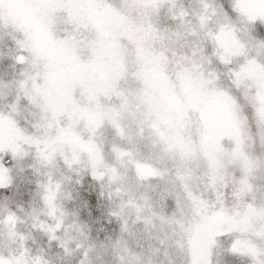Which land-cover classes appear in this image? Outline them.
<instances>
[{
  "label": "snow or ice",
  "instance_id": "6c2138e0",
  "mask_svg": "<svg viewBox=\"0 0 264 264\" xmlns=\"http://www.w3.org/2000/svg\"><path fill=\"white\" fill-rule=\"evenodd\" d=\"M100 6L140 10L145 31L158 39L166 53H183L186 69L231 110L237 124L234 146L244 156L242 168L232 169L230 178L222 182L209 184L203 177L201 198L191 208L192 216L166 221L169 247L176 257L172 264H264V0H193L189 4L183 0H101ZM53 27L71 36L72 47L86 51L88 35L78 25L58 21ZM0 31L13 35L14 46L0 56H6L16 70L10 80L0 79V123L14 125L20 137L18 146L0 143V224L7 229L0 247L7 255H0V264H53L49 256L53 246L64 257L73 255L63 239L65 222L74 218L83 230L87 221L80 220L82 211L89 218L99 213L107 224L115 220L122 233L128 231L127 204L123 196L114 198L112 193L126 195L144 187L146 180L151 183L134 162L143 161L145 153L154 154L157 146L143 134L135 106L128 105L123 117L126 126L98 120L88 130L89 142L95 143L98 154L107 150L117 158L126 157L122 175L60 151L56 138L63 134L65 122L43 99L47 61L30 35H21L7 24H0ZM130 72L124 77L129 93L134 89ZM26 172L36 177L29 180L35 190L27 212L23 204L12 206L21 195L17 177ZM176 176L173 167L151 178L157 180L158 194L169 202L168 207L172 197L182 195ZM114 199L121 202L105 210L102 202L112 205ZM68 202L73 208H68ZM193 217L209 226L195 258L189 247ZM28 220L31 229L25 233L10 227ZM33 232L47 239V248L31 246L36 243ZM100 246L105 247L103 242ZM87 255L85 249L83 256ZM118 264L143 261L129 252L120 256Z\"/></svg>",
  "mask_w": 264,
  "mask_h": 264
},
{
  "label": "rangeland",
  "instance_id": "374dc122",
  "mask_svg": "<svg viewBox=\"0 0 264 264\" xmlns=\"http://www.w3.org/2000/svg\"><path fill=\"white\" fill-rule=\"evenodd\" d=\"M100 5L101 0H0V24L30 35L47 61L43 99L65 122L63 134L56 138L60 151L122 175L126 157L117 158L107 150L98 154L95 143L89 142L88 130L98 120H115L126 126L123 117L128 105L135 106L143 134L157 146L154 154L145 153L143 161L134 162L151 183L146 180L144 187L126 195L112 193L114 198L123 196L127 204V232L122 233L115 220L107 224L99 213L89 218L85 210L80 212V220L87 221L84 229L70 217L63 239L77 256L87 249L95 264H118L120 256L129 252L143 264H172L176 257L169 247L170 226L166 221L192 216L191 208L201 198L203 177L209 184L222 182L230 178L232 169L242 168L244 156L234 146L237 124L231 110L186 69L183 53H166L158 39L145 31L140 10L120 11ZM58 21L75 23L87 33L86 51L72 47L71 36L55 30ZM13 46V35L0 31V53ZM129 70L134 81L131 93L124 81ZM14 71L11 61L0 56V79L10 80ZM19 140L14 125L0 123V143L18 146ZM119 151L123 153L124 148ZM173 167L182 195L172 197L168 207L169 202L158 194L157 180L151 178ZM35 179L31 172L17 177L21 195L15 197L13 207L23 204L25 211H30L28 201L35 184L29 180ZM84 187L88 189V181ZM120 202L102 203L107 210ZM137 205L141 206L139 212ZM67 206L73 208L71 202ZM19 215L24 218V213ZM22 224L31 227L32 222ZM189 227V247L195 258L209 226L193 217ZM77 244L82 247L77 248Z\"/></svg>",
  "mask_w": 264,
  "mask_h": 264
},
{
  "label": "trees",
  "instance_id": "16d2710c",
  "mask_svg": "<svg viewBox=\"0 0 264 264\" xmlns=\"http://www.w3.org/2000/svg\"><path fill=\"white\" fill-rule=\"evenodd\" d=\"M3 63H5V58H3ZM10 227H12L13 230L16 231L17 233H25L31 229L30 226L22 223H16L15 225H12ZM6 230L7 229L5 228V226L0 224V247H2L5 243V240L3 239L4 238L3 233ZM33 235L36 237V243L31 244V241H29V244H31V246L34 249L39 247L47 248L46 238H42L38 232H33ZM0 255L6 256L7 253L0 251ZM49 256L53 260V264H78V262L81 261L82 259L85 261V264H95L93 259L88 255L87 257H84L83 255L77 256L74 251L71 257H64L63 252L55 248V246L52 247L51 251L49 252Z\"/></svg>",
  "mask_w": 264,
  "mask_h": 264
}]
</instances>
